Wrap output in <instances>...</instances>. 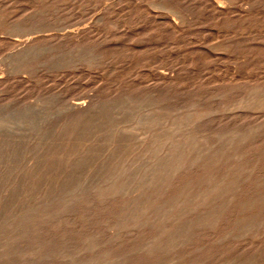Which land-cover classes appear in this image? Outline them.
Segmentation results:
<instances>
[{
    "label": "rangeland",
    "instance_id": "1",
    "mask_svg": "<svg viewBox=\"0 0 264 264\" xmlns=\"http://www.w3.org/2000/svg\"><path fill=\"white\" fill-rule=\"evenodd\" d=\"M0 264H264V0H0Z\"/></svg>",
    "mask_w": 264,
    "mask_h": 264
},
{
    "label": "bare ground",
    "instance_id": "2",
    "mask_svg": "<svg viewBox=\"0 0 264 264\" xmlns=\"http://www.w3.org/2000/svg\"><path fill=\"white\" fill-rule=\"evenodd\" d=\"M176 1V0H175ZM182 1V0H181ZM185 1V0H184ZM192 1V0H191ZM205 1V0H204ZM220 1H222V0H218V2H220ZM195 2V1H194ZM209 2V1H208ZM223 2H225V1H223ZM230 2V1H229ZM192 3V2H191ZM222 3V2H221ZM226 3V2H225ZM203 4H205V3H202V5ZM198 5H199V2H198ZM221 5V4H220ZM200 6V5H199ZM216 6V5H215ZM166 7V6H165ZM198 7V6H197ZM167 8V7H166ZM215 8V7H214ZM217 8V7H216ZM228 10V9H227ZM218 11H220L221 12V10H218ZM225 11V10H224ZM173 12V11H172ZM179 12H180V10H179ZM189 12V11H188ZM187 12V13H188ZM228 12V11H227ZM184 13V12H183ZM235 13V12H234ZM225 14H226V12H225ZM221 15H223V14H221ZM153 16V15H152ZM156 23H157V21H156ZM159 23V22H158ZM86 102V101H85ZM84 101H82V100H77L75 103L73 102V104H72V108L74 109V110H80V109H83L85 106H86V103H85ZM160 188V187H159ZM147 205V204H146Z\"/></svg>",
    "mask_w": 264,
    "mask_h": 264
}]
</instances>
